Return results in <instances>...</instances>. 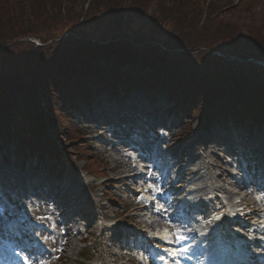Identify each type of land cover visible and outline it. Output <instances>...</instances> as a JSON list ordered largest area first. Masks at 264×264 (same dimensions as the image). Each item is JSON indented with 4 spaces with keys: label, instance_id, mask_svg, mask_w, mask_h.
I'll return each mask as SVG.
<instances>
[{
    "label": "trees",
    "instance_id": "16d2710c",
    "mask_svg": "<svg viewBox=\"0 0 264 264\" xmlns=\"http://www.w3.org/2000/svg\"><path fill=\"white\" fill-rule=\"evenodd\" d=\"M134 88L154 99L164 92L185 114L179 139L192 138L194 118L204 129L264 124V0H0L6 161L10 151L22 164L60 158L61 140L106 173L82 147L74 112L100 90Z\"/></svg>",
    "mask_w": 264,
    "mask_h": 264
},
{
    "label": "rangeland",
    "instance_id": "374dc122",
    "mask_svg": "<svg viewBox=\"0 0 264 264\" xmlns=\"http://www.w3.org/2000/svg\"><path fill=\"white\" fill-rule=\"evenodd\" d=\"M225 15L229 16L228 13ZM36 43L39 44L38 41ZM157 96L154 99L148 93L134 88L129 93L119 92L107 97V90L103 89L96 93L90 108L79 101L82 108L74 112L76 124L86 134L80 143L90 152V159L97 157L109 163L107 174L116 184L110 195L115 199L120 196L118 203L107 198L102 184H96L104 181L103 177L95 180L82 171L84 161L79 160L76 154H71L73 162L66 161L63 170H60V163L49 156L43 162H38V165L36 158H33L31 164L21 169L18 161L5 163L3 155L6 154V147L0 148V216H3V200L15 199L22 207L26 194L29 202L34 200L40 203V208L37 205L32 207L36 213L51 212L52 203L56 208L60 227L53 231L51 238L45 239L40 231L33 229L36 226L30 225L42 245L51 247L53 244L54 247L53 240L59 241L55 246V255L40 254L36 249V253L41 256L37 264H145L147 258L144 253L148 252L150 246L154 247L152 256L158 259L160 253L155 251L156 245L143 238L146 235L145 222L135 208V198L143 196L149 199L152 196L150 191H145L149 183L166 188L165 191L171 194L169 198L176 200V206L183 209L187 204L192 205V211L182 210V213L172 214L171 221L175 224L179 216L190 230L187 233L190 239L182 247L189 248L186 255L190 249L198 251L194 264H202L206 257L214 256L213 250H209L212 245L218 248L235 238L237 232H245L241 225L227 224L224 219L227 212L248 211L249 218L243 220L248 225L251 221L252 227L260 214L262 218L257 227L259 232L264 230L263 209L253 197L246 194L242 185L233 182L235 179L248 178L254 179V188L264 187L260 174H255L257 170L264 169V165H256L261 157L264 160V124L253 128L246 125L249 120L243 126L235 124L232 119L214 120L204 130L198 126L199 118H194L193 123L199 128H196L192 140L177 144L174 141L175 132L185 114L173 109L174 103L170 104L164 92ZM133 125L148 134L145 142L153 153L148 155L143 151L146 154L143 162L150 166L148 171L151 169L154 173L152 176L139 177L138 170L135 171L136 164L133 168L125 158L131 149L123 140L133 138L128 135L134 131ZM112 126L121 128V131H114L115 136L110 131ZM117 135L123 137L117 140ZM62 143L61 140L58 142L60 145ZM66 154L63 151L64 158ZM248 162L253 164L250 170L237 176L235 172ZM188 170L191 172L187 173ZM129 173H136L138 180L135 182ZM175 187L177 189L173 190ZM182 189L186 190L183 192ZM235 201H239V204H233ZM227 202H232L233 206L226 207ZM115 209L118 214H115ZM20 210L5 216H21ZM150 213L146 211L147 219H150ZM221 213L222 218L216 220L215 217ZM153 219L152 223H159ZM162 222L164 227L169 226L165 220ZM78 230H81L80 234L74 235ZM87 234H90V244L97 252L89 261L79 257V251L84 246L82 239ZM127 240L130 244L126 243ZM197 248L202 250V255ZM20 255L26 257L25 254ZM133 255L139 256L142 262ZM59 256H62V260ZM210 264H216V261Z\"/></svg>",
    "mask_w": 264,
    "mask_h": 264
},
{
    "label": "snow or ice",
    "instance_id": "6c2138e0",
    "mask_svg": "<svg viewBox=\"0 0 264 264\" xmlns=\"http://www.w3.org/2000/svg\"><path fill=\"white\" fill-rule=\"evenodd\" d=\"M148 175L149 176L154 175L151 169H149ZM148 190H151V192H154L157 195L163 194V189L159 185H156V184H152V183L147 184L145 191H148ZM262 197H264V193H262L261 196H258L257 198L260 199ZM141 199H144V197L142 196ZM149 199L155 200V196H151L149 197ZM155 211L167 213L168 209L165 207L164 204H160L157 202L155 206ZM222 216L223 214L221 213L220 215H217L215 218L216 220H220ZM165 223L171 225V229H168V228L164 229L163 234H161L160 231L158 230L153 235H155L156 237L160 239L165 240L167 243H172V244H177V245H183L185 241L190 239V237L187 234L188 231L190 230L187 228V225L183 223V221L180 219L179 216L177 217V221L175 224H173L170 219H166ZM45 239H48V237H45ZM261 239H264V237H261ZM164 251L167 252L168 255L172 257L171 264H181V261L177 259V257L183 256L186 252L189 251V248L188 247H177L174 249L165 248ZM188 258L191 259V257H188ZM159 259L164 260L165 257L161 256L159 257ZM24 264H30V259L28 257H24ZM41 264H46V262H41Z\"/></svg>",
    "mask_w": 264,
    "mask_h": 264
},
{
    "label": "bare ground",
    "instance_id": "6f19581e",
    "mask_svg": "<svg viewBox=\"0 0 264 264\" xmlns=\"http://www.w3.org/2000/svg\"><path fill=\"white\" fill-rule=\"evenodd\" d=\"M255 156H257V155L255 154ZM253 157H254V156H253ZM190 172H191V170H188V171H187V173H190ZM244 183H245V182H243V184H244ZM65 188H66V187L63 188L64 191H65ZM176 189H177V187L173 188V190H176ZM183 190H186V189H183ZM64 197H65V196H64ZM141 205H142V204H141V202H140V203L137 204L136 206H138V208H139V206H141ZM3 220H4V219H3ZM1 221H2V218H1ZM3 229H4V228H1V227H0V231H3ZM168 257L171 258V256H168Z\"/></svg>",
    "mask_w": 264,
    "mask_h": 264
},
{
    "label": "water",
    "instance_id": "95a60500",
    "mask_svg": "<svg viewBox=\"0 0 264 264\" xmlns=\"http://www.w3.org/2000/svg\"><path fill=\"white\" fill-rule=\"evenodd\" d=\"M40 44V43H39Z\"/></svg>",
    "mask_w": 264,
    "mask_h": 264
}]
</instances>
